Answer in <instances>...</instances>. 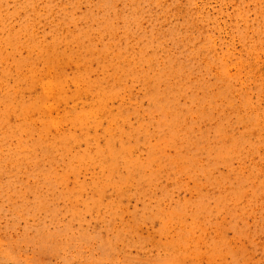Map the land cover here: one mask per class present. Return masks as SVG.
<instances>
[{"label": "rangeland", "instance_id": "rangeland-1", "mask_svg": "<svg viewBox=\"0 0 264 264\" xmlns=\"http://www.w3.org/2000/svg\"><path fill=\"white\" fill-rule=\"evenodd\" d=\"M0 264H264V0H0Z\"/></svg>", "mask_w": 264, "mask_h": 264}]
</instances>
